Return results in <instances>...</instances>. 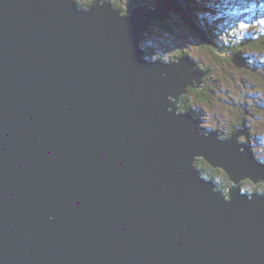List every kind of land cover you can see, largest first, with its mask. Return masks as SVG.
Returning <instances> with one entry per match:
<instances>
[{"label":"water","instance_id":"water-1","mask_svg":"<svg viewBox=\"0 0 264 264\" xmlns=\"http://www.w3.org/2000/svg\"><path fill=\"white\" fill-rule=\"evenodd\" d=\"M75 2L0 0V264H264V192L241 188L264 163L242 129L216 141L175 113L202 86L186 56L146 63L138 48L170 10L212 44L187 0L130 17Z\"/></svg>","mask_w":264,"mask_h":264},{"label":"rangeland","instance_id":"rangeland-1","mask_svg":"<svg viewBox=\"0 0 264 264\" xmlns=\"http://www.w3.org/2000/svg\"><path fill=\"white\" fill-rule=\"evenodd\" d=\"M86 1L91 4L93 0ZM106 1L116 8L121 5L129 10L133 7L134 1H138L134 7L151 4L150 0ZM190 2L193 4L194 15L196 11L203 23H209L208 36L212 44L199 39L195 30L188 23L180 20V14L172 11L169 15L171 18L167 17L170 22L152 19L148 30L144 31L140 41V47L145 51L144 58L149 62L161 60L170 63L188 54L196 63V69L204 70L207 74L200 83L201 88L188 87L181 99L186 103L192 102L193 108L190 107L191 109L187 111L192 112L195 118L199 119L197 125L199 134L204 135V129L207 128L206 135L216 130L215 132H222L221 135L216 133V138L220 136L230 138L229 127L234 123V117L246 109L249 117H244L245 125L240 126L242 134L236 138V142L246 141L252 153H257L259 159L264 160V105H262L264 103V0H190ZM76 3L81 7L77 1ZM229 12L235 15V20L243 18L244 22H232ZM175 22H178L181 29H172L171 33L164 32L163 26L170 23L174 25ZM195 24L198 25L196 22ZM261 38L263 41L260 40ZM227 42L230 48L224 53L220 51L219 46ZM258 42L260 47H255ZM240 44L245 46L240 51H235L233 47L239 48ZM181 50H185L186 53L178 55ZM236 52L238 62L234 63L233 57ZM216 54H222L225 62L218 61ZM189 88H191L190 93H197L204 88L208 101L204 102L196 97L192 98L194 101L190 100L187 97L190 94ZM193 89L199 90L194 92ZM233 107L240 109H232ZM256 137H259V141ZM243 184L249 190L254 186L264 189L263 184L255 185L251 181H244Z\"/></svg>","mask_w":264,"mask_h":264},{"label":"trees","instance_id":"trees-1","mask_svg":"<svg viewBox=\"0 0 264 264\" xmlns=\"http://www.w3.org/2000/svg\"><path fill=\"white\" fill-rule=\"evenodd\" d=\"M78 3H79V5L82 7V8H87L88 6H89V4H90V2L88 3L86 0H76ZM116 4V3H115ZM119 5V4H118ZM116 6H117V4H116ZM120 6V5H119ZM132 7V6H131ZM120 8V10L124 13H127L128 11H129V9H125V7H123V6H120L119 7ZM178 22H175V24L174 25H172L171 23H170V25L169 26H163L164 27V32L165 31H170V29H173V30H175L176 28H179V27H181L180 25H178L177 24ZM169 27V28H168ZM179 29H181V28H179ZM161 31V30H160ZM171 32H172V30H171ZM214 34V33H213ZM215 35V34H214ZM189 37V36H188ZM217 38V37H216ZM175 40V39H174ZM260 40H262L263 41V38H261ZM255 41V40H254ZM258 44V45H257ZM257 44H255V47H260V45H259V42L257 43ZM245 45H239V48H234L233 47V49L236 51H240L241 50V48H243ZM220 48V51H222V52H224V53H226V52H228V50H229V48H230V45H228V42L225 44V43H223V44H221L220 46H219ZM186 53V51L185 50H181V52L178 54V55H180L181 53ZM216 56V59L218 60V61H220V60H223L224 62H225V58H223L222 57V54H216L215 55ZM233 61H234V63H236V62H238V56H237V52L236 53H234V57H233ZM208 69H211V68H209L208 67ZM194 90V92H196V91H198L199 89H193ZM190 91H191V88H189V93H190ZM190 100H192V98H198V99H202L204 102H206V101H208V96L205 94V92H204V88H202V89H200L197 93H190L189 94V96H187ZM185 101V100H184ZM184 101H182V103L179 105L180 107H181V109H183L184 111H187V110H190L191 108L190 107H192L193 108V106H192V102H190L189 101V103H186V102H184ZM240 105H242L241 103H240ZM233 109H240V107H236V108H234L233 107ZM250 112V111H249ZM247 111H244L243 110V113H241V114H237L235 117H234V123L229 127V129H230V132H229V135L238 127V126H244L245 125V120H244V117H246V118H248L249 116H247ZM237 121V122H236ZM197 165H198V168L201 170V172H202V174L204 175V176H207L208 178H213V179H215L216 180V182H218L217 183V185H218V188H220V189H223V190H226L228 187H230L229 185V183L226 181V180H224L223 181V185H222V176H223V174H222V172H221V170L220 169H214V168H212L206 161H204L203 159H199V161L197 162ZM205 169H207L208 171H206ZM244 191H248L247 189H245L244 188ZM249 192H252V191H249Z\"/></svg>","mask_w":264,"mask_h":264},{"label":"bare ground","instance_id":"bare-ground-1","mask_svg":"<svg viewBox=\"0 0 264 264\" xmlns=\"http://www.w3.org/2000/svg\"><path fill=\"white\" fill-rule=\"evenodd\" d=\"M137 2L138 1H134L133 2V7L134 6H136V4H137ZM187 2H188V4L191 6V12H192V14H193V16H194V18H195V20H194V24H195V22L198 24V25H201L202 27H206V29H207V32L210 30L209 29V23L207 24V22L206 23H203L201 20H200V18H196V16L194 15V13H193V11H192V7H193V4L190 2V0H187ZM150 6L149 5H147L148 6V8H150V9H152V10H155L156 9V7L154 8V6L157 4V2H155V0H150ZM75 8L77 9V10H81L82 8L81 7H79L78 6V4L75 2ZM121 6V5H120ZM132 7V8H133ZM138 7V6H137ZM131 8V9H132ZM135 8V7H134ZM133 8V9H134ZM133 9L131 10V11H129V12H127L125 15H122L121 17H124V16H128V17H130L131 16V13L130 12H133ZM170 13H172V10H170V11H168V15H170ZM230 14V16H231V18H232V22H234V21H239L240 23H242V22H244V19L243 18H238V20H235V15H233V13L232 12H229ZM226 15V14H225ZM152 19H155V17H153V18H151L148 22H147V24H146V26H145V28H143L142 29V31L140 32V34H139V38H138V48L139 49H141V50H143L141 47H140V41H141V39H142V36H143V33H144V31L147 29L148 30V28H149V25H150V21L152 20ZM167 20V16H164L163 17V21H166ZM169 20V22L171 21L170 19H168ZM167 20V21H168ZM166 21V22H167ZM205 25H207V26H205ZM167 26H169V25H167ZM169 28V27H168ZM171 30L172 29H170V33H171ZM144 51V50H143ZM144 53H145V51H144ZM144 53L142 54V59L146 62V63H149V61H147L145 58H144ZM183 56H186L187 58H188V60L190 61V62H192L193 64H192V69L193 70H195V71H197V72H200V73H202L203 74V76H201L200 77V81L202 82V79H204V77L206 78V76H207V74L206 73H204V70L202 71V70H197L196 69V63L194 62V61H192V59H191V57L188 55V54H185V55H182V56H180L178 59H180L181 57H183ZM178 59H176L174 62H163V61H161V60H157V61H160V62H162V63H165V64H173V63H175V62H178ZM155 62V61H154ZM187 92V88L186 89H184V92L183 93H186ZM181 99H182V97H181ZM175 113L176 114H182V113H184V114H186V113H188L191 117H193L194 119H196L195 118V116L192 114V112H190V111H184V110H182L181 109V107L179 106V107H176V110H175ZM200 129V128H199ZM200 131V130H199ZM201 135V134H200ZM246 142V141H245ZM247 147V146H246ZM247 149H248V147H247ZM241 151H243V147L241 148ZM199 161V160H198ZM198 166V165H197ZM202 173V172H201Z\"/></svg>","mask_w":264,"mask_h":264}]
</instances>
